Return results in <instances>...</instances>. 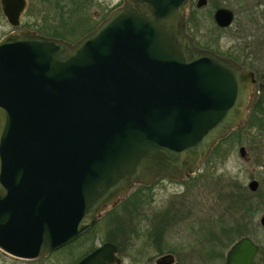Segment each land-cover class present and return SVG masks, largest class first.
<instances>
[{"label":"water","instance_id":"95a60500","mask_svg":"<svg viewBox=\"0 0 264 264\" xmlns=\"http://www.w3.org/2000/svg\"><path fill=\"white\" fill-rule=\"evenodd\" d=\"M188 1L123 0L73 43L31 31L0 39L1 251L47 255L133 183L193 173L241 124L251 75L193 43L183 24ZM0 3L17 25L25 0ZM232 18L223 7L212 14L219 28ZM258 222L264 230V214ZM258 248L240 236L224 264H254ZM114 252L105 241L75 264H117ZM153 264L179 263L165 254Z\"/></svg>","mask_w":264,"mask_h":264},{"label":"rangeland","instance_id":"374dc122","mask_svg":"<svg viewBox=\"0 0 264 264\" xmlns=\"http://www.w3.org/2000/svg\"><path fill=\"white\" fill-rule=\"evenodd\" d=\"M26 1L28 8L16 31L22 26L36 25L47 35L62 37L59 26L69 40L84 31V14L80 8L70 12L72 6L62 5V0ZM122 2L93 0L88 12L95 11L97 17ZM195 2L189 0L185 8L184 20L191 18L189 23H184L185 32L189 34L190 30L199 44L207 46L206 49L241 61L247 69L254 71L261 86L252 107V126H246L245 122L251 109L248 106L238 133L225 139L216 153H208L187 180L180 183L163 180L156 185L153 203L145 205L152 209L145 207L148 214L145 211L135 213L126 225L124 243L118 253L120 264H153L156 255L166 252L172 253L182 264H224L226 249L240 236L234 235L230 242L221 235L215 238L220 220L237 221L243 230L242 235L251 238L261 248L255 258L258 264H264V230L258 222L264 214V0H205L201 7H196ZM78 3L76 0L74 5ZM217 4L232 13V22L226 28L219 29L212 19ZM9 29L0 20V34ZM239 146L244 147V156H239ZM251 179L258 183L253 192L247 188ZM256 191L255 195H249ZM235 197L237 201L243 197L245 205L250 208L245 210L240 199L234 208L229 209V202ZM173 206L175 210L179 208L177 215L180 217L177 219L171 218L172 215L169 217ZM106 229L103 218L94 226L96 245L109 240ZM160 236L163 244L159 248L152 242ZM83 252L81 247L80 253ZM60 261L56 259V253L43 261L24 262L0 252V264H66L69 256H62Z\"/></svg>","mask_w":264,"mask_h":264},{"label":"flooded vegetation","instance_id":"af4514ba","mask_svg":"<svg viewBox=\"0 0 264 264\" xmlns=\"http://www.w3.org/2000/svg\"><path fill=\"white\" fill-rule=\"evenodd\" d=\"M75 1L76 0H66V1L62 0L61 2H62V5L67 4V7H69L68 5L72 6L70 12L72 10L76 9V7L80 8L81 9L80 11H83V14H84L83 30L84 31L81 34H79L76 38H74L72 40L66 39L64 36L65 30L60 28L59 26H58V29L60 31L59 35H61L62 37H58V36H54V35H47L44 31H42V29H38L36 25H33V26L30 25V26H26V27L22 26L21 29L16 31V28L18 26H20V24H21L22 16L24 15L25 11L28 8L27 1L25 0L24 7H23V9H22V11L18 17V23L15 26H12L11 24L8 23L6 17L2 13L1 3H0V20H2L4 22V25L6 24L10 27V29L8 31L0 34V39L4 35L9 34V33L13 34V33H17L20 31H31L34 34H40V35H45V36H51L54 38H60V39L66 41L68 43H73L77 39H79L83 34H85L86 32H88L91 29H93L94 27H96L106 17L108 12L116 7V6H114L113 8H109V10L103 11L100 15H97V17H95V15H96L95 11L88 12V6L92 4L93 0H78L79 3L74 5ZM187 4H189V3H187ZM183 24H184V21H183ZM60 25H61V23H60ZM204 49H206V48H204ZM208 50L216 53L217 55H220L219 53H217L211 49H208ZM220 56H224V57H228V58L232 59L235 63H237L243 69H245L247 72L250 73V75H251V88H250V93H249V102L247 104V109H248V106H251V108L254 107L255 102H256V98H258L259 91L261 90V88H260L261 86H260L259 82H257L254 71L247 69L241 61H236L233 58L226 56V55H220ZM246 112H247V110H246ZM190 174L183 176L179 180H171V179H168L165 177H158L148 185H144V184H140V183H133L130 186L127 193L125 195H123L122 197L117 198L115 200L114 204L107 206L99 215H97L95 222L88 229H86L82 234L78 235L77 237L68 241L67 243L59 246L58 248L52 250L51 252H49L47 255H45L43 257L34 258V259H27V258L15 257V256L10 255L8 253H5L1 250H0V252L3 255H6V256L11 257L13 259H18V260H21L24 262H26V261L29 262V261H34V260L43 261V260H46L47 258H49L50 256H52V254L56 253V259H59V263H61L60 260H61L62 256L63 257L69 256V263H66V264H75L82 256H84L85 254H87L88 252L93 250L95 247H97L101 243L107 241V242H110L113 244V246L115 248L114 254L117 258H119V262L117 264H120L121 258L118 255V253L120 252L121 245L124 243L123 238H125V228H127L126 225L130 222V220L132 218H134L135 213L141 214L144 211H145V213H147V209L145 207H147L150 210L152 209V208H149L148 206H145V205L148 202H150L151 204L153 203V197H154V191H155L156 185L163 180H171L172 182L180 183L184 180H187L189 178L188 176ZM171 204L173 205V202H171ZM179 205L180 204H178V206ZM174 207L175 206H173V208ZM178 210H179V208H177V210H175V208H174L172 212L170 210L169 211V217H171V215H172L171 218H175V219L180 217V215H177ZM102 218L104 219V222L106 223V226H107V229L105 230V234L107 235V237H109V238H107L109 240L102 241L96 245L94 242L95 241V236H94L95 232H94L93 228L99 222V220ZM159 229L161 230V228H159ZM161 233L162 232H159V234H161ZM243 236H246V235H243ZM152 243L160 248V247H162L163 239L160 236L157 239H155V241H153ZM81 247L84 250L83 253H80ZM258 247H259V245H258ZM259 248H258V251H259ZM158 251H160V250L158 249ZM258 251H257V253H258ZM165 254H170L173 258V262H178L179 264H182L181 262L176 261L174 259V256L170 252L160 253V254L156 255V257L154 258V261L157 257H159L161 255H165ZM256 254L254 255V259H253L254 264H256V262L258 263V261L255 258ZM224 255H225V253H224Z\"/></svg>","mask_w":264,"mask_h":264},{"label":"trees","instance_id":"16d2710c","mask_svg":"<svg viewBox=\"0 0 264 264\" xmlns=\"http://www.w3.org/2000/svg\"><path fill=\"white\" fill-rule=\"evenodd\" d=\"M215 7H218L219 8V5L217 4V5H215ZM189 20H191V18L190 17H186V20H184L185 22L184 23H189ZM193 25V24H192ZM189 29V28H188ZM192 29V28H191ZM219 29H221V28H219ZM189 36L192 38V40H193V43L196 45V46H198V47H201V48H207V46H205V45H202V44H199V42L196 40V38H195V36L192 34V32H190V30H189ZM251 107V106H250ZM253 109L251 108L250 110H249V112H248V114H247V118H246V120H245V122H246V126H248V125H250V126H252V122H253ZM251 118V119H250ZM250 120H251V123H250ZM241 127L242 126H237L236 128H234V129H232L225 137H223V138H221V139H219L216 143H215V145L211 148V150H210V152H209V154L210 153H216V151H217V149H218V147H219V145L222 143V142H224L225 141V139H228L229 137H231L232 135H235V134H237L238 133V130L239 129H241ZM249 193V192H248ZM257 193V191L254 193V194H252V193H249V195H255ZM232 196V195H231ZM242 200V201H240V203L242 204V205H245V201L246 200H243V197H239L238 198V201L239 200ZM237 201V199H236V197H235V199L234 200H231L230 202H229V209H232V208H234V205H235V203L236 202H238ZM236 205H238V203L236 204ZM251 206V205H250ZM248 208H250L249 207V205H245V210H248ZM251 215V214H250ZM242 234H244L243 233V230L241 229V226H240V224L237 222V221H233V220H228V221H223V220H220V224H219V226H218V228H217V232L214 234V236H215V238H218L219 237V235H221V236H223L227 241H232V237L234 236V235H239V236H243ZM259 251H261V248H259ZM258 251V252H259ZM256 264H258L257 262H256Z\"/></svg>","mask_w":264,"mask_h":264}]
</instances>
